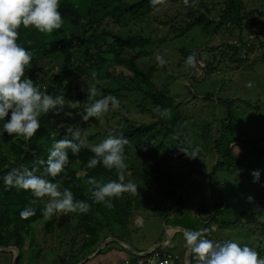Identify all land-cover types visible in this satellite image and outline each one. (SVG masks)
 <instances>
[{"label": "trees", "instance_id": "1", "mask_svg": "<svg viewBox=\"0 0 264 264\" xmlns=\"http://www.w3.org/2000/svg\"><path fill=\"white\" fill-rule=\"evenodd\" d=\"M222 5L223 9L219 12L216 6H210L207 0H196L194 4L193 0H189V6H185L183 0H166L165 4L156 8L151 5L150 0H60L59 10L65 21L62 29L45 34L35 28L21 27L18 43L33 53L32 65L26 70V78L31 79L41 91L47 90L49 95H63L65 104L57 106L47 114H42L39 131L27 141L9 136L3 131V124L6 120L0 121V246L15 245L20 249L16 264H20L23 259L24 245L27 239L29 248H34L35 245L41 246L38 242L40 239L49 244V240L50 242L53 240L50 237L58 238L60 247L66 246L62 251H65V256L58 258L59 263L77 264L82 259L94 254L101 242L109 236L117 239L112 240L111 243L127 242L125 235L134 236L136 229L132 227L130 230V223L127 219L131 216L135 206L134 202H140L141 192L138 190L136 195L125 193V196L130 197L129 200H125L126 197L113 199L114 206L112 208L94 203L89 191L90 186L86 183L87 179L91 177H96L98 180L103 178L104 182H107L118 179V177L115 170L106 169L102 162L95 168H87V162L95 155L91 151L92 146L90 145L101 142L110 131L116 136L122 134L129 140V145L134 141L161 133L166 138L159 143L161 150H165L169 157H186L178 146L181 143L187 146V142L182 141V137L178 136L182 123L186 118L205 117L213 120L214 118L211 114L206 117L203 111H197V105L190 104L194 96L189 91L188 93L186 91L180 98L170 95V89H176L178 84L176 88L167 85L159 86L138 66L137 58L144 55L145 52L140 48L150 44L152 35L158 34L159 29L171 32L174 36H180L193 27L199 26L202 33L210 35V41L203 44L204 53H197V60L205 63L203 66L200 63L197 64V67L203 70L201 73L194 71L197 74L210 76L216 73L217 68L223 64L232 70L236 67L246 66L248 63L253 66L258 61H262L263 56H256L257 58L254 59H250L249 56L257 48L256 42H260L261 46L264 45V9L261 10L258 7L247 9L243 0H225ZM152 13L156 14V18L151 15ZM144 21L147 22V25L140 27L139 33L129 32L127 38L116 33V28L127 27L136 22H140L142 25ZM227 24H232L235 29H238L239 44L223 40L218 44H212L224 25ZM208 25L211 28L207 27ZM147 29H151V31L147 32ZM247 29L248 33L254 34L251 40H245L242 37ZM177 50L181 56L185 57L184 62L193 53L190 49L177 48ZM117 65L127 68L134 75L123 74L122 71L115 68ZM182 65V62L176 63V72L182 71ZM190 69L193 68L187 65L188 77L191 75L188 72ZM84 75L109 77L108 85H95L101 91L96 99L108 95L115 96L121 102L120 108L110 110L105 116L107 120L115 117L116 112L122 116L116 119L117 122L114 125H110L112 122L110 121L104 132L101 130L89 132L90 135L87 136L86 142L89 147L81 149L77 156L80 158L81 168L84 170L82 177L75 174L72 179L59 178L60 182H64L71 188L70 190L77 200H83L91 205L86 214L61 215L59 223L52 217L46 218L42 214L48 197L39 199L35 205H32L30 201L36 198L30 191L17 190L14 187L6 189L2 178L12 168L24 165L32 169L37 161L44 160L48 154L47 151L43 153L42 146L45 142H50L59 136L63 139L72 138L73 135L68 132L69 127L80 130L83 127L89 129L87 123L80 116L81 113H84L87 104L90 103L88 88L82 90L80 84L77 83L78 79ZM177 78L179 79V77L175 79L178 80ZM135 93L143 96L141 101L137 99L138 95L135 96ZM125 99L130 100L125 102ZM221 102L225 103V100ZM259 103L262 105L261 100ZM133 105L139 110V114L150 112L157 114L158 118L150 122L139 120L141 117L136 119L131 114ZM157 106L161 109L170 108L172 110L171 118L160 117L154 111ZM70 111L75 116L64 119L65 114ZM126 112L128 114H124ZM228 115L233 117L231 110L228 111ZM10 117L11 113L6 119H10ZM230 117L222 118V124L214 123V127L217 128L215 130L208 123L198 133L200 141L193 143L194 146L200 148L199 156L195 159L200 157L201 150L204 148H210L211 155H217L219 158L212 166L213 175L207 173L210 174L209 178L226 181L225 190L218 187L216 189L219 197L214 203L213 215L209 214L210 219L207 223L210 226L215 224L218 228L247 226L243 219L236 215V211L234 213L237 216L236 219L227 216L223 219L221 218L222 214H217L218 209L224 207L227 209L228 204L232 203L234 210L239 207L244 208V214L251 215L249 220L256 222L264 229V208L263 210L259 208L264 204V134L242 138L241 131L238 129L244 127ZM251 119L254 118L251 117ZM255 121L257 122V120ZM51 132L56 133L55 137L50 135ZM173 135H177L179 138L174 140L172 139ZM40 139H42V143L39 142ZM129 145L125 146L126 157L132 150ZM236 146L241 148L239 154L235 151ZM139 148L141 155H146L141 147ZM140 157L131 156L130 159L127 157L129 166H134V171L131 178L125 174V182L131 180L139 186L142 177L148 175L149 170L163 174V167L159 166L160 163L141 162ZM151 157L155 158L152 155ZM159 161L166 162L165 159ZM165 169L171 171L168 173L169 177L173 174L183 173V168ZM254 170L260 172V178L256 182L252 175ZM198 172L201 174L200 170ZM187 174H191V172ZM190 181L195 182L194 180ZM174 186L187 190L185 187L188 185L179 183ZM190 187L191 185L189 189H191ZM167 194L169 195V190ZM250 197L251 199H248ZM184 203L186 205L185 199L180 196L169 210H174L175 207L181 208ZM202 205L201 203L200 206ZM27 207H32L36 214L22 219L20 212ZM253 212L259 217L254 218ZM39 217L42 218L37 220ZM135 217L139 219L140 212ZM203 218L206 219L205 216ZM138 219L137 223H139ZM259 244L263 249L257 248L258 252L261 258H264V238ZM42 248L37 255L50 253L53 249ZM110 249L109 246L103 247L93 258L80 264H102L100 257L102 258ZM122 249L129 252L133 262L140 257L125 247ZM105 258L104 256L103 259ZM55 261L58 263L57 259Z\"/></svg>", "mask_w": 264, "mask_h": 264}, {"label": "rangeland", "instance_id": "2", "mask_svg": "<svg viewBox=\"0 0 264 264\" xmlns=\"http://www.w3.org/2000/svg\"><path fill=\"white\" fill-rule=\"evenodd\" d=\"M243 1L247 9L251 10L257 7L261 10L264 9V7H262L264 6V0ZM207 2L210 6L215 5L218 11L221 12L223 9L222 2L224 3L225 0H207ZM219 2L220 4H218ZM151 15L156 18V14L152 13ZM146 25V21H144L142 25L140 22H136L127 27L116 28L115 30L118 35L123 38H127L129 32L134 34L139 33L140 27H146ZM207 27L211 28L210 25ZM159 30L160 32H158V34L152 35L153 37L150 44L140 48L145 53L142 57L137 58L138 66L141 67L152 80L156 81L159 86L167 85L168 87L176 88L178 84L176 89H170L169 91L170 95L174 97H183V94H185L186 91L187 93L189 91L194 96V99L191 100L190 104L197 105V111H203V114H205L206 117L211 114L214 118V120L211 116V119H206L205 117L186 118V120L182 123L180 132L178 133V136L182 137V141L187 142L190 140L192 143H197V141H200L201 139L198 138V133L202 131L203 127H206L208 123H210L212 129H217L214 127V123L217 125L222 124V118H229V110H231V114L233 115V117L230 118H234L236 122H239L244 127L243 129H238L241 131L242 138H248L255 135L261 136L264 134V59L262 61H258L253 66L248 63L246 66H242L241 68L236 67L232 70L228 69L225 64H223L219 66L220 68H217L216 73L210 76H204L194 72L198 71V73H201L203 71L200 67H197L195 69L193 68L188 70L189 74H191L188 77L186 72L187 65L183 61L185 57L180 55L177 48L190 49L191 52L196 53V55L199 52L204 53L205 50L202 49V46L210 41V35L202 33L199 26L193 27L187 33L180 36H174L173 33L164 31L163 29ZM150 31L151 29H147V32ZM223 34H225L224 38L222 37ZM171 36H173V38H171ZM238 37V29H235L234 25H224L219 36L212 44H218L222 40L227 42H236L239 44ZM242 37H244L245 40H251V38L254 37V34L248 33L247 29L243 33ZM256 45H258L257 48L250 53V59L257 58L256 56L264 57V45L261 46L260 42H256ZM157 54L163 56L167 61L163 67L159 66L156 62L155 57ZM178 62H182L183 64L181 67L182 71H179V73L176 72V63ZM200 65L203 66L205 63L202 61L200 62ZM115 68L120 72L122 71L125 75H134L133 72L121 65H117ZM194 74L196 75L194 76ZM81 77L82 78L78 79L77 83L80 84L82 90L88 88L89 85L95 86L96 84H101L106 86L110 82L109 77H92L90 75H84ZM176 77H179V79L177 78L179 81L175 79ZM249 81L253 82V87L251 88L246 86ZM99 92L101 94V91ZM136 95H138L137 99L141 101L143 96H140L138 93H135V96ZM130 99H125L124 101L127 102ZM222 100H225V103L221 102ZM259 100L262 101V105L259 103ZM147 105L150 104L147 103ZM182 107H184V105H182ZM131 109V114L136 119L141 117L139 120L150 122L158 118L157 114L150 112L147 114H139V110L135 108V105H133ZM116 113V116L109 120H107L105 115L99 120L92 118L87 122L89 129L86 128V132L87 130L92 133L99 130L104 132L110 121H112L110 125H114V123L117 122L116 119L122 116L120 113ZM83 114L84 113H81L80 116L82 117ZM124 114H128V112ZM73 116H75V114L70 111L65 114L64 119H68ZM251 117L257 120V122L254 119H251ZM86 132L85 135H88ZM162 139L166 138H164L161 133H157L149 138L134 141L129 145L132 150L127 155L128 159H130L131 156H141V162H156L160 163L159 166L163 167V174L149 170V174L142 177L138 190L145 196H140L139 203L137 201L134 202L135 206L132 210L131 216L127 219L130 223V230L132 227L136 229L135 234L137 235L138 247H149L156 244L155 242L159 239H167V227L177 226L176 224H183L194 230H200L202 228L210 229L206 235L214 241L224 242L227 240H234L241 244H247L255 247L257 251V248L262 250L263 248L259 243L264 238V229H262L256 222L250 221L249 219L251 218V215H245L244 208L242 207L234 210L233 204L229 203L227 209H225V207L220 208L218 209L217 214H222L221 218L223 219L225 216L230 217L231 219H236L237 216L234 215L236 211V215L241 217L247 226L242 225L229 228H218L215 224L210 226V224L207 223L210 216H205L204 210L209 208L213 214L214 203H216L217 198L219 197L216 189L218 187L219 189L225 190V180L221 179L217 181L213 178H209L210 174H207H212V166L219 159L217 158V155H211L212 151L210 148H204L201 150L200 157L197 159L189 158L187 156L184 158L169 157L165 150L163 151L160 149L159 143H161ZM153 140H155V144L152 143ZM39 142L42 143V139H40ZM90 146L94 145L91 143ZM137 146L141 147L146 155H141L139 150L140 148ZM235 151L239 154L241 148L236 146ZM151 155L155 158H152ZM160 159H165L166 162L161 163V161H159ZM126 163L128 164V168L126 169L125 174L128 178H131L134 166H129L127 159ZM174 167L183 168V173H172L173 176L169 177L168 173H171V171L165 168ZM76 169L79 174L78 176L82 177L84 175V171L81 170L79 164L76 165ZM199 170L201 174L198 172ZM188 172H191V174H187ZM210 179H212V181H210ZM190 180H194L195 182ZM185 182L191 183L190 188L197 195V197L190 195L187 198L186 195L183 196L186 205L188 202L192 203V201H195L193 209L194 214L186 212L183 208L180 210L168 209V207L174 205L173 200H178V197L181 194H173L174 189L171 188V185H177L179 183L182 184ZM168 190L170 191L169 195L167 194ZM123 197H126L125 200H129L128 198H130L125 195H123L122 198ZM136 202L138 203L137 205ZM201 203L203 204L202 206H200ZM259 208L263 210L264 204L259 206ZM139 212L140 220L142 221L141 223H137L138 217H135ZM184 215L187 216V219H183ZM253 215L254 218L259 217L255 212H253ZM203 216H205L206 219H204ZM61 217V215H55V221H59L60 223ZM40 218L42 217L37 218V220ZM184 220H186L185 222L187 223H185ZM182 234L184 235L183 231H178L175 234L173 245L169 247L162 246L161 248L170 252L177 251L180 254L183 251L185 252L186 242L184 241L182 243L180 239ZM141 236H144V238H141ZM50 239L53 240L52 242L49 240V244L44 243L43 239H40L39 241L37 239L41 246L35 245L34 248H29L27 239L24 245L26 253H24L20 264H60L58 258L65 256V251H62L66 248V246L63 245L60 247L59 239L56 237H50ZM47 247L53 248L50 253L46 252L44 254L42 253L43 255H37L40 248L46 249ZM8 248L13 250L7 251L6 253L3 251L0 252V264H11L13 255L16 252L14 250L16 247L10 245ZM183 254H181V259L178 264H183L185 262V255ZM93 255L94 254L90 255L87 259L93 258ZM56 259L58 263L55 261ZM84 259H82L79 263H82ZM120 262L124 263V260H121Z\"/></svg>", "mask_w": 264, "mask_h": 264}, {"label": "clouds", "instance_id": "3", "mask_svg": "<svg viewBox=\"0 0 264 264\" xmlns=\"http://www.w3.org/2000/svg\"><path fill=\"white\" fill-rule=\"evenodd\" d=\"M183 2L185 6H189V0H183ZM195 2L196 0H193V4ZM150 3L156 8L165 4L166 0H150ZM59 9L60 0H0V121L6 120L3 124V131L17 139L30 140L41 127V115L65 104L63 95H49L47 90L41 91L31 79L26 78V70L32 65L33 53L18 43L21 27L35 28L45 34L62 29L65 21ZM228 25L232 26V24ZM155 59L161 67L167 63L159 54ZM185 63L196 68L200 62L197 60L196 53H192ZM246 86L253 87V82L249 81ZM87 92L90 103L87 104L84 109L85 114L82 115L86 123L91 118L99 120L110 110L120 108L121 102L113 95L96 99L100 92L94 85H89ZM154 111L164 119L171 118L170 108L161 109L157 106ZM9 113L11 117L6 119ZM68 132L73 135L72 138L63 139L59 136L50 142H45L42 149L43 153L47 151L48 154L44 160L37 161L32 169L21 165L18 168H12L2 178L6 189L14 187L17 190L30 191L36 198L30 201L32 205H35L37 200L48 197L42 214L46 218L52 217L54 221L55 215L86 214L91 208L89 203L77 200L71 188L59 180V178L66 177L72 179L75 174L79 175L76 165L79 164L81 168V163L77 156L81 149L89 147L86 143L87 136L90 135L89 130L86 132L84 127L81 130L69 127ZM85 132L88 135H85ZM50 135L55 137L56 133L51 132ZM178 138L177 135L172 136L174 140ZM152 143L155 144V140ZM126 145H129L127 138L122 134L116 136L110 131L105 139L91 147L95 155L87 162V168H95L102 162L106 169L115 170L118 177V179L107 182H104L103 178L87 179L86 183L90 186L89 191L94 203L112 208L113 199L122 198L125 193L132 195L138 193L139 187L136 183L125 182V171L128 168L125 155ZM178 146L180 151L189 158L195 159L199 156L200 148L194 146L190 140L187 141V146L183 143ZM81 170L84 171L82 168ZM252 175L254 182L259 180V170H254ZM35 214L32 207H27L20 212L22 219ZM180 228L184 230L185 247L190 255L189 264L192 262L194 264H264V258H261L259 252L252 246L234 240L214 241L206 235L210 231L208 228L195 231ZM12 246L18 249L20 255V249L15 245ZM162 246H155L151 250L162 249ZM7 248L8 246H0V252L6 253L13 250ZM178 254L181 259V254ZM164 264H167V261Z\"/></svg>", "mask_w": 264, "mask_h": 264}, {"label": "crops", "instance_id": "4", "mask_svg": "<svg viewBox=\"0 0 264 264\" xmlns=\"http://www.w3.org/2000/svg\"><path fill=\"white\" fill-rule=\"evenodd\" d=\"M185 183H187V185H188L187 187H185L187 190L182 189V188L177 187V186H174V185H171V188L174 189L173 194L181 193L180 196L183 197L184 195H186V198L189 197L190 195H192L193 197H197V195L195 194V192L193 190L189 189V186L191 185V183L190 182H185ZM140 194L142 195L143 193H140ZM169 194H170V191H169ZM176 197H177V195H176ZM173 201H175V200H173ZM194 204H195V201H192V203L188 202L187 205H184L181 208L175 207L174 210H180V209L183 208V209L186 210V212H190L191 214H194V212H193ZM168 209H171V207H169ZM204 214H205V216H207V215L209 216V214L213 215L211 213L210 209H206L205 212H204ZM186 217L187 216L184 215L183 216V219H187ZM140 221L141 220L139 218L138 219V222L140 223ZM185 221L186 220H184V222ZM185 223H187V222H185ZM176 225L177 226H169V227H167V229H166L167 230V239H159L155 243L158 244V243L163 242V246H166V247L172 246L173 245V240H174L175 234L178 231H183L184 232V230L180 228L181 226H184L185 227V230H193V231H195L194 229H191L187 225H183V224H176ZM170 229H176V230L171 231ZM108 238H112V237L109 236L106 239H104V241L101 242V245L94 252V253H97L103 247H107V246L111 247V249L107 251L108 253H106L104 255L106 257L105 259H103L104 256L102 258L100 257L102 264H125V260L127 258L130 259V260H132V256L129 254V252L127 250L122 249V247H125L126 249H128L129 251H131L135 255H140L139 253L144 252V251H147V250L151 249L152 247H154L156 245V244H153V245H151L149 247H144V248L138 247V241H137V235L136 234H134L133 237H131L130 235H125V238H126L127 242L120 241L119 240L120 243H111L112 240H115V239L108 240ZM141 238H144V236H141ZM180 239H181L182 243L185 241L183 234H182V236H181ZM183 253H185V254H183ZM181 254L185 255V262L183 264H189V260H188V250L186 249V251L185 252L183 251ZM121 260H124V263H121L120 262ZM192 264H194V262H192Z\"/></svg>", "mask_w": 264, "mask_h": 264}, {"label": "built area", "instance_id": "5", "mask_svg": "<svg viewBox=\"0 0 264 264\" xmlns=\"http://www.w3.org/2000/svg\"><path fill=\"white\" fill-rule=\"evenodd\" d=\"M180 255L175 252H168L163 249H153L149 253L140 256L136 261L127 259L126 264H178Z\"/></svg>", "mask_w": 264, "mask_h": 264}, {"label": "water", "instance_id": "6", "mask_svg": "<svg viewBox=\"0 0 264 264\" xmlns=\"http://www.w3.org/2000/svg\"><path fill=\"white\" fill-rule=\"evenodd\" d=\"M111 239H114L113 237L112 238H108V240H111ZM115 240H117V239H115ZM159 245H163V242H161V243H158V244H156L155 246H159ZM154 246V247H155ZM154 247H152V248H154ZM102 248V247H101ZM151 248V249H152ZM7 249H11V248H7ZM151 249H149V250H147V251H144V252H141V253H139L140 255H144V254H146V253H148ZM133 250V249H132ZM15 254H14V257H13V260H12V264H16V262H17V259H18V257H19V251H18V249L17 248H15ZM134 251V250H133ZM96 253H94V255H95ZM93 255V256H94ZM189 254H188V259H189ZM85 260H87V258L86 259H84V261ZM80 264V263H79Z\"/></svg>", "mask_w": 264, "mask_h": 264}, {"label": "bare ground", "instance_id": "7", "mask_svg": "<svg viewBox=\"0 0 264 264\" xmlns=\"http://www.w3.org/2000/svg\"><path fill=\"white\" fill-rule=\"evenodd\" d=\"M171 231H173V230H176V229H170Z\"/></svg>", "mask_w": 264, "mask_h": 264}]
</instances>
